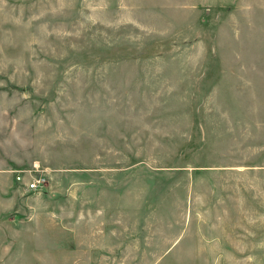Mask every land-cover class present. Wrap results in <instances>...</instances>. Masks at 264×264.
<instances>
[{"label": "rangeland", "instance_id": "1", "mask_svg": "<svg viewBox=\"0 0 264 264\" xmlns=\"http://www.w3.org/2000/svg\"><path fill=\"white\" fill-rule=\"evenodd\" d=\"M0 264H264V0H0Z\"/></svg>", "mask_w": 264, "mask_h": 264}, {"label": "built area", "instance_id": "2", "mask_svg": "<svg viewBox=\"0 0 264 264\" xmlns=\"http://www.w3.org/2000/svg\"><path fill=\"white\" fill-rule=\"evenodd\" d=\"M35 169H36L35 171H39L38 170L39 165H35ZM34 173L35 172L32 170V171H28V175H25V176L18 175L17 176V180L23 181L27 187V190L29 191H37L43 186H45L46 184V178L44 174L36 175Z\"/></svg>", "mask_w": 264, "mask_h": 264}]
</instances>
